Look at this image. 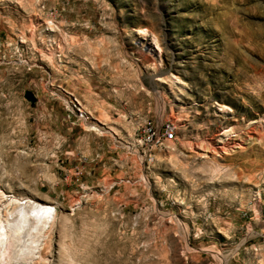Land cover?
<instances>
[{
	"label": "rangeland",
	"instance_id": "1",
	"mask_svg": "<svg viewBox=\"0 0 264 264\" xmlns=\"http://www.w3.org/2000/svg\"><path fill=\"white\" fill-rule=\"evenodd\" d=\"M0 224V264H264V0H0Z\"/></svg>",
	"mask_w": 264,
	"mask_h": 264
},
{
	"label": "bare ground",
	"instance_id": "2",
	"mask_svg": "<svg viewBox=\"0 0 264 264\" xmlns=\"http://www.w3.org/2000/svg\"><path fill=\"white\" fill-rule=\"evenodd\" d=\"M140 30V29H139ZM139 32H142L141 30L139 31ZM150 50V49H149ZM210 141V140H209ZM228 141V140H227ZM207 143H209V147H210V142H208V141H206ZM205 142V143H206ZM200 143V142H199ZM224 143V142H223ZM208 145V144H207ZM206 145V146H207ZM214 144H212V146H213ZM230 144H228V146H229ZM232 145V144H231ZM230 145V146H231ZM205 148V147H204ZM207 148V147H206ZM211 148V147H210ZM216 148H219V149H225L224 148V146L223 145H219L218 147H216ZM215 147H213V151L215 150V151H217L218 149H216ZM229 148V147H228ZM208 149V148H207ZM221 150V151H224V150ZM205 150V149H204ZM208 150H210V149H208ZM211 150H212V148H211ZM226 150V149H225ZM229 150H230V148H229ZM211 152V151H210ZM225 152V151H224ZM223 152V153H224ZM218 153V152H217ZM199 155V154H198ZM25 202V201H24ZM34 203V202H33ZM32 208V210L36 213L34 216L33 215H31V214H29V213H27V212H25V213H23L22 214V220L18 223V224H16L15 225V229L14 230H16L17 232H19V230L21 229V228H24V224L26 223L27 224V219H33V221L35 220L37 223H41V226L42 227H45V226H47V227H49L50 226V224L54 221V218L56 217L55 216V211L53 210V206L52 205H50V204H47V203H36L35 205H32L31 206ZM53 210V211H52ZM20 213H22V212H20ZM30 221V220H29ZM28 221V222H29ZM32 221V220H31ZM36 222H34L35 224H36ZM33 223V222H32ZM3 224V223H2ZM13 224V223H12ZM29 224V223H28ZM1 225V224H0ZM5 226V225H4ZM4 226H0L1 228H4ZM12 227V226H11ZM29 227V226H28ZM36 227H38V226H36ZM5 229H7V228H5ZM1 230V229H0ZM11 230V229H10ZM13 230V229H12ZM2 232H3V230H2ZM4 234V233H3ZM6 234V233H5ZM4 234V235H5Z\"/></svg>",
	"mask_w": 264,
	"mask_h": 264
},
{
	"label": "built area",
	"instance_id": "3",
	"mask_svg": "<svg viewBox=\"0 0 264 264\" xmlns=\"http://www.w3.org/2000/svg\"><path fill=\"white\" fill-rule=\"evenodd\" d=\"M176 137L175 127L166 124L160 131H157L153 126L146 125L145 127V143L150 148L152 146H160L164 141L174 140Z\"/></svg>",
	"mask_w": 264,
	"mask_h": 264
},
{
	"label": "water",
	"instance_id": "4",
	"mask_svg": "<svg viewBox=\"0 0 264 264\" xmlns=\"http://www.w3.org/2000/svg\"><path fill=\"white\" fill-rule=\"evenodd\" d=\"M27 97L29 100L34 101V96L32 94L29 93Z\"/></svg>",
	"mask_w": 264,
	"mask_h": 264
}]
</instances>
